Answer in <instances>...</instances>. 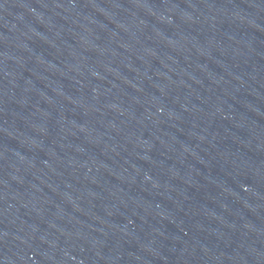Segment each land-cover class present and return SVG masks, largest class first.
Segmentation results:
<instances>
[{
	"label": "water",
	"instance_id": "water-1",
	"mask_svg": "<svg viewBox=\"0 0 264 264\" xmlns=\"http://www.w3.org/2000/svg\"><path fill=\"white\" fill-rule=\"evenodd\" d=\"M264 221V0H0V264H188Z\"/></svg>",
	"mask_w": 264,
	"mask_h": 264
}]
</instances>
